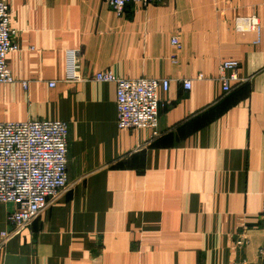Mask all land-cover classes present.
Wrapping results in <instances>:
<instances>
[{
  "label": "crops",
  "instance_id": "crops-1",
  "mask_svg": "<svg viewBox=\"0 0 264 264\" xmlns=\"http://www.w3.org/2000/svg\"><path fill=\"white\" fill-rule=\"evenodd\" d=\"M0 2L18 46L0 122L68 127L67 189L0 238V264H264V0H162L120 17L103 0ZM250 17L258 27L236 31ZM66 50L85 81L63 82ZM226 60L241 80L228 92ZM104 70L169 80L156 136L117 128L114 84L90 79ZM10 210L0 203V232Z\"/></svg>",
  "mask_w": 264,
  "mask_h": 264
},
{
  "label": "built area",
  "instance_id": "built-area-1",
  "mask_svg": "<svg viewBox=\"0 0 264 264\" xmlns=\"http://www.w3.org/2000/svg\"><path fill=\"white\" fill-rule=\"evenodd\" d=\"M161 1L103 0L118 17L124 14L129 4L147 7ZM257 27L255 17L239 18L235 22L238 32L255 30ZM13 35L9 7L0 2V85L15 81L6 63L7 55L18 51ZM171 44L180 50L181 44L176 36L171 38ZM238 69L237 61L221 62L217 80L222 91H230L233 84L241 81ZM90 79L114 84L116 125L119 130L148 129L154 136L158 134L159 91L168 92V79H123L109 70L95 72ZM198 79H202V75ZM85 80L78 71L76 52L66 50L63 82L77 84ZM49 86L54 87L55 83L50 82ZM182 86L184 90H189L191 83L184 80ZM22 87L26 89L27 84L23 82ZM67 133V124L59 120L0 122V203L11 206L7 214L9 231L0 232L2 243L20 234L67 189ZM259 254L264 256V244Z\"/></svg>",
  "mask_w": 264,
  "mask_h": 264
}]
</instances>
